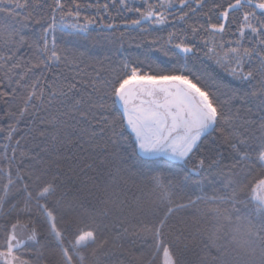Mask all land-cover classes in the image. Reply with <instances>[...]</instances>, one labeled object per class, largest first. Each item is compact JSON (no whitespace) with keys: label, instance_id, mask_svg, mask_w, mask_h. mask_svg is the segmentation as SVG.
I'll use <instances>...</instances> for the list:
<instances>
[{"label":"snow or ice","instance_id":"1","mask_svg":"<svg viewBox=\"0 0 264 264\" xmlns=\"http://www.w3.org/2000/svg\"><path fill=\"white\" fill-rule=\"evenodd\" d=\"M161 253L264 264V0H0V264Z\"/></svg>","mask_w":264,"mask_h":264},{"label":"trees","instance_id":"2","mask_svg":"<svg viewBox=\"0 0 264 264\" xmlns=\"http://www.w3.org/2000/svg\"><path fill=\"white\" fill-rule=\"evenodd\" d=\"M91 12L92 10H88ZM172 25H168L167 29L161 32V35H167V30L171 29ZM28 32H39L40 25L30 23L28 28L26 29ZM136 35V40L129 43L127 40L123 42V46H121V40L119 38V34L117 33L115 36H107L105 34H96L93 33V39L91 41H83L77 40L72 36H69L67 33H57L58 43L61 45H66L67 47H79L81 45H85L89 48H92L93 51L98 53H107L112 57V61L118 63L120 60L124 59H135L136 56H139L144 49L137 47V43L140 40L138 34ZM153 57H159V60H167V58L163 57L160 53H153ZM203 63L208 67V70L213 72L214 74L219 70L215 68V65L211 61L204 60ZM220 75H223L222 73ZM88 222H83L82 226L86 227ZM157 264H163V254L161 253L157 258Z\"/></svg>","mask_w":264,"mask_h":264}]
</instances>
